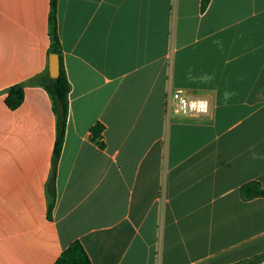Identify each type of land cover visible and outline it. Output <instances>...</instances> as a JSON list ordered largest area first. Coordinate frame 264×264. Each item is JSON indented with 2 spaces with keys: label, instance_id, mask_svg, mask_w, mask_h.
Returning <instances> with one entry per match:
<instances>
[{
  "label": "crops",
  "instance_id": "obj_1",
  "mask_svg": "<svg viewBox=\"0 0 264 264\" xmlns=\"http://www.w3.org/2000/svg\"><path fill=\"white\" fill-rule=\"evenodd\" d=\"M50 0H0V264H264V0H57L68 118L48 215L55 116ZM175 89L208 114L168 117ZM103 129L96 140L91 130Z\"/></svg>",
  "mask_w": 264,
  "mask_h": 264
},
{
  "label": "trees",
  "instance_id": "obj_2",
  "mask_svg": "<svg viewBox=\"0 0 264 264\" xmlns=\"http://www.w3.org/2000/svg\"><path fill=\"white\" fill-rule=\"evenodd\" d=\"M208 3L209 0H201V11L205 10ZM56 4L57 0H50L48 14V36L50 45L47 52L46 68L42 73L27 82L15 84L9 87L6 91L5 97V104L11 110L16 109L22 103L24 88L26 86L42 87L46 90L50 97L52 110L55 116V140L52 153L51 176L47 186L48 215L54 206L55 173L64 143L68 118V94L70 92V86L61 63L60 42L56 27ZM52 54L57 55L59 58V75L55 79H51L48 73V58ZM102 129L103 128L100 125H97L91 130L93 140H96L99 137ZM239 193L241 198L246 201L254 198H264V188H262L258 182H249L244 184L240 188ZM263 258L264 254L258 257L257 260L259 261ZM54 264H91V262L82 245L79 242H73L61 253Z\"/></svg>",
  "mask_w": 264,
  "mask_h": 264
},
{
  "label": "built area",
  "instance_id": "obj_3",
  "mask_svg": "<svg viewBox=\"0 0 264 264\" xmlns=\"http://www.w3.org/2000/svg\"><path fill=\"white\" fill-rule=\"evenodd\" d=\"M165 110L168 117H198L208 114L210 101L206 98L189 96L180 89L171 90L165 98Z\"/></svg>",
  "mask_w": 264,
  "mask_h": 264
},
{
  "label": "water",
  "instance_id": "obj_4",
  "mask_svg": "<svg viewBox=\"0 0 264 264\" xmlns=\"http://www.w3.org/2000/svg\"><path fill=\"white\" fill-rule=\"evenodd\" d=\"M48 73L51 79H55L59 75V58L55 54L48 58Z\"/></svg>",
  "mask_w": 264,
  "mask_h": 264
}]
</instances>
